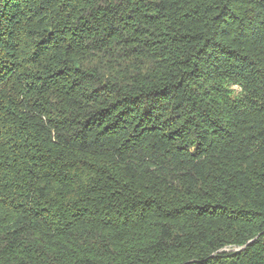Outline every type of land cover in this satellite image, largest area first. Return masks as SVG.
<instances>
[{
  "label": "trees",
  "instance_id": "trees-1",
  "mask_svg": "<svg viewBox=\"0 0 264 264\" xmlns=\"http://www.w3.org/2000/svg\"><path fill=\"white\" fill-rule=\"evenodd\" d=\"M0 264H264V0H0Z\"/></svg>",
  "mask_w": 264,
  "mask_h": 264
},
{
  "label": "water",
  "instance_id": "water-1",
  "mask_svg": "<svg viewBox=\"0 0 264 264\" xmlns=\"http://www.w3.org/2000/svg\"><path fill=\"white\" fill-rule=\"evenodd\" d=\"M253 241H254V239H253V240H251L250 242H248V244L252 243Z\"/></svg>",
  "mask_w": 264,
  "mask_h": 264
},
{
  "label": "rangeland",
  "instance_id": "rangeland-1",
  "mask_svg": "<svg viewBox=\"0 0 264 264\" xmlns=\"http://www.w3.org/2000/svg\"><path fill=\"white\" fill-rule=\"evenodd\" d=\"M229 249H233V248H229ZM229 249H228V250H229Z\"/></svg>",
  "mask_w": 264,
  "mask_h": 264
}]
</instances>
